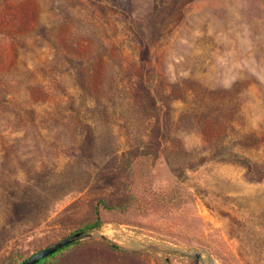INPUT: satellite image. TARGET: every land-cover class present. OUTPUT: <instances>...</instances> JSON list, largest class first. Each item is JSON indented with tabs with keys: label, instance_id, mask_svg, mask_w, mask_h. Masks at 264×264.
I'll use <instances>...</instances> for the list:
<instances>
[{
	"label": "rangeland",
	"instance_id": "1",
	"mask_svg": "<svg viewBox=\"0 0 264 264\" xmlns=\"http://www.w3.org/2000/svg\"><path fill=\"white\" fill-rule=\"evenodd\" d=\"M79 231L45 264H264V0H0V264Z\"/></svg>",
	"mask_w": 264,
	"mask_h": 264
},
{
	"label": "water",
	"instance_id": "2",
	"mask_svg": "<svg viewBox=\"0 0 264 264\" xmlns=\"http://www.w3.org/2000/svg\"><path fill=\"white\" fill-rule=\"evenodd\" d=\"M90 236V234H86L84 232H76L74 234H71L67 237H64L60 239L59 241H56L55 243L51 244L50 246H47L33 255L27 257L24 259L20 264H36L41 259L45 258L46 256L58 251L59 249L63 248L64 246H67L71 243L76 242L77 240L83 239L85 237Z\"/></svg>",
	"mask_w": 264,
	"mask_h": 264
},
{
	"label": "trees",
	"instance_id": "3",
	"mask_svg": "<svg viewBox=\"0 0 264 264\" xmlns=\"http://www.w3.org/2000/svg\"><path fill=\"white\" fill-rule=\"evenodd\" d=\"M105 204V202H103ZM103 224V220L101 218V215L99 213V211H97V215H96V218L93 220V221H90L88 223L85 224V227L84 229H95V228H99L101 225ZM82 229V230H84ZM74 243H71L67 246H64L63 248L59 249L58 251L46 256L45 258L41 259L38 263L36 264H45L46 262H49L51 259L55 258L58 254L62 253L63 251L71 248L74 244ZM113 246H117V245H113ZM22 262V261H21ZM20 264V262L18 263Z\"/></svg>",
	"mask_w": 264,
	"mask_h": 264
}]
</instances>
